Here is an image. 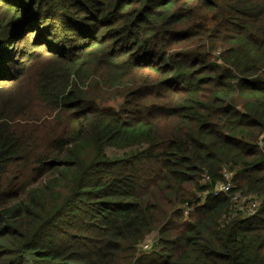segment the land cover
I'll use <instances>...</instances> for the list:
<instances>
[{
    "label": "trees",
    "instance_id": "1",
    "mask_svg": "<svg viewBox=\"0 0 264 264\" xmlns=\"http://www.w3.org/2000/svg\"><path fill=\"white\" fill-rule=\"evenodd\" d=\"M0 264H264V0H0Z\"/></svg>",
    "mask_w": 264,
    "mask_h": 264
},
{
    "label": "built area",
    "instance_id": "2",
    "mask_svg": "<svg viewBox=\"0 0 264 264\" xmlns=\"http://www.w3.org/2000/svg\"><path fill=\"white\" fill-rule=\"evenodd\" d=\"M224 177H225L226 182L223 184H218L213 188V190L211 192V194L213 196H218L219 194L226 193L231 188L233 173H231V174L225 173ZM207 181H209V178L205 177L204 182H207ZM251 207H252V209H254L256 207V204L252 203ZM185 214L187 215V213H185ZM143 248L147 249V245H145Z\"/></svg>",
    "mask_w": 264,
    "mask_h": 264
},
{
    "label": "rangeland",
    "instance_id": "3",
    "mask_svg": "<svg viewBox=\"0 0 264 264\" xmlns=\"http://www.w3.org/2000/svg\"><path fill=\"white\" fill-rule=\"evenodd\" d=\"M101 106L118 109L121 106V100L120 99H112V101H108L106 103H103ZM198 197H202V196H198ZM156 240H157L156 234H151V236H149V238L146 240V243H145V244H147V249L145 250L143 248L144 250L142 249V251L143 252H145V251L149 252L150 249L154 246Z\"/></svg>",
    "mask_w": 264,
    "mask_h": 264
},
{
    "label": "clouds",
    "instance_id": "4",
    "mask_svg": "<svg viewBox=\"0 0 264 264\" xmlns=\"http://www.w3.org/2000/svg\"><path fill=\"white\" fill-rule=\"evenodd\" d=\"M206 193H207V192H206ZM211 195H212V194H211ZM212 196H213V195H212ZM202 197H203V196H202ZM202 197H201V198H202Z\"/></svg>",
    "mask_w": 264,
    "mask_h": 264
}]
</instances>
